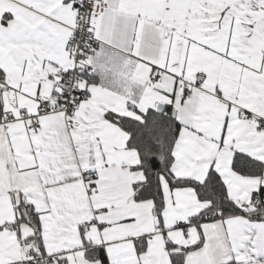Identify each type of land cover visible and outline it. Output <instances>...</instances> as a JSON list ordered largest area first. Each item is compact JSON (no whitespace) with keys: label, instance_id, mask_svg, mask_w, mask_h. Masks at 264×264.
Returning a JSON list of instances; mask_svg holds the SVG:
<instances>
[{"label":"snow or ice","instance_id":"6c2138e0","mask_svg":"<svg viewBox=\"0 0 264 264\" xmlns=\"http://www.w3.org/2000/svg\"><path fill=\"white\" fill-rule=\"evenodd\" d=\"M0 264H264V0H0Z\"/></svg>","mask_w":264,"mask_h":264}]
</instances>
